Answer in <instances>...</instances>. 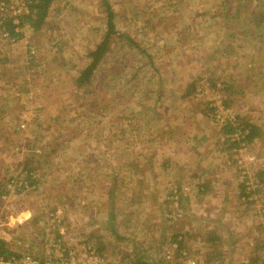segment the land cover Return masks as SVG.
I'll return each mask as SVG.
<instances>
[{
	"label": "rangeland",
	"instance_id": "obj_1",
	"mask_svg": "<svg viewBox=\"0 0 264 264\" xmlns=\"http://www.w3.org/2000/svg\"><path fill=\"white\" fill-rule=\"evenodd\" d=\"M108 1L114 10L116 29L120 35H113L108 52L98 66L92 82L87 85L79 86L76 78L90 63L89 54L105 37L107 16L102 0H54L41 27L34 29L31 23H25L21 30L22 40L17 45L2 43L0 236L5 239L6 234L9 237L5 240L6 245L17 253H39L44 241H62L66 245L68 242L78 241L76 239L79 236L86 235L100 253L104 250V252L108 251L106 257L110 264H113L110 259V247L113 251L118 250L125 255L140 253L139 248L138 251L135 250L134 239L137 240L136 243H142L143 249L146 245L150 247L149 244L145 245L144 238L152 243L159 242L161 245L167 240L168 249H172L173 244H176L179 249H187L193 255V250L176 242L179 237L182 239L181 236L184 234L182 229L188 224L184 195L181 203L183 215L179 219H168L167 211L157 218L152 215L121 216L120 221L128 218L131 224L120 222L121 227L114 229L111 223H108L107 227H101L102 232H96L104 235L106 244L104 241L103 244H95L93 238L97 234L88 235L81 230L78 223L84 221L85 214L89 218L98 219L90 207L99 201L95 198L90 202L85 200L84 191L80 192V195L78 191L72 192L73 195H64L57 189L64 186L62 183L64 177H67L66 182L69 185L72 183L73 186V181L79 184V174L84 176L87 170V167L79 168L77 162L69 163L70 156L77 159L79 153L86 155L88 149H91L93 152H98L95 161L103 159L102 167L110 166V160L105 161L109 156L98 147L106 143V139L100 140L94 146L91 143L93 147H90L89 138L91 140L104 138L106 131L122 133L129 124L132 126L138 118L135 114L143 108L148 111L146 117L149 123L146 128L156 126L151 110H156L158 107L155 100L161 86L173 81L167 75L168 71H173V75L177 76L176 80L192 81L196 78L193 87L195 98H198L195 91L204 80L208 79L214 84H219L216 91L226 99L228 105L229 90L231 85H234V79H230L229 74L236 60L231 57L226 58L223 51L225 47L220 44L229 33H235L228 28L231 23H234L232 28L238 32V29H242V24L245 25L243 20L247 21L250 18L248 13L256 9L264 11V0ZM239 9L244 11L243 15ZM230 16L239 20L228 23L234 20ZM237 23L240 24V28ZM255 35L256 32H253V37L250 34L248 39L253 40ZM258 45L256 47H264L263 37ZM258 50L255 49L254 56L260 66L264 67V54ZM209 57H215L214 61L208 60ZM184 68L188 71L186 76H184ZM242 71L240 69V77L244 76ZM206 95L207 99L217 97V93L213 92ZM248 96L250 102L251 99L257 98L264 101V83L260 89L248 92ZM200 101L206 100L200 98ZM204 105L208 108L206 102ZM233 105L228 106L237 116L240 124L245 127L247 123L240 117L238 107ZM167 112L168 115L169 109ZM258 115L261 117L258 116L257 122L264 123L262 115ZM210 117L217 129H220L221 133L224 132L225 127L215 122L212 114ZM97 130H101L100 135L93 137ZM141 131L142 128L139 132ZM81 135L85 139L79 142ZM221 144L219 151L224 154L225 165L239 171L234 161L232 164L228 163L233 157L230 153L232 145L225 140ZM50 145L56 148L55 152L49 153ZM255 147L263 149L264 140H259ZM260 153L250 146L240 154L248 175L251 179L260 181V185L249 193L244 190L242 183L243 188L240 191L245 194L244 199L249 203L251 211L257 213L264 221V208H262L264 207V171L255 175L253 171L257 162L248 160L249 155H262ZM125 154L119 152L118 158L117 156L113 158L114 162L124 161L122 157ZM93 163L92 161L91 164ZM101 165L99 162V166ZM23 168L37 173V185L28 183V185H20L19 180L28 177L26 172L21 173ZM250 170H253L252 174ZM125 171L123 168L121 175H124ZM71 175H73L72 181H69ZM175 182L177 181L157 188L158 195L160 192L161 195H166L165 199L168 202L164 201L165 206L163 205L166 210L170 209V197ZM135 186V183L131 184L124 178L120 179L116 192L117 195L122 196L119 201V211H128L127 201L123 197L135 196L133 188ZM86 188L91 192L93 188L95 191L92 195H98L97 189L100 186L89 183ZM107 206L103 211H108ZM27 210L32 212V216L24 212ZM50 213L56 214V218L63 225L49 224ZM98 217L110 220L108 215H98ZM200 217L204 220L208 219L203 214ZM203 224L205 223L200 222L197 225L203 226ZM152 225H157L159 229L152 228ZM196 234L192 232L191 237H187V242L196 243L203 238ZM144 235H148L149 238ZM205 236L212 247L218 245L216 240H213L214 235L206 232ZM70 238L73 240H69ZM99 238L100 235L96 237ZM215 247L212 257L219 251ZM201 251L202 249L199 248L198 251L195 250L196 255L200 257ZM166 252L168 253V250ZM123 257L119 258V264ZM178 259L176 253L175 260ZM164 264H167V260ZM208 264L216 263L208 262Z\"/></svg>",
	"mask_w": 264,
	"mask_h": 264
},
{
	"label": "crops",
	"instance_id": "obj_2",
	"mask_svg": "<svg viewBox=\"0 0 264 264\" xmlns=\"http://www.w3.org/2000/svg\"><path fill=\"white\" fill-rule=\"evenodd\" d=\"M229 6H231V3ZM239 11L242 12V15L244 11L247 12L245 8L244 11L240 9ZM248 14L250 18L247 21L243 20L245 25L242 24V29L240 24L237 23L238 28H240L238 32L232 28L234 23L230 24L228 27L230 31L237 33H229L220 45L223 44L225 47L223 51L227 56L226 58L231 57L236 60L232 69H230L229 76L230 79H234V85L230 87V96H228L227 103L238 107L240 117L247 124L249 123L248 125H254L258 128V135L250 142V146L260 151V154H264V147L263 149L255 147L259 140H264V126L262 125L264 123L257 122L258 114L262 115L264 121V101L257 98L256 100L251 99L250 102L248 96V92L260 89L264 83V67L260 66L261 64L254 56L256 48L259 49L258 52L264 54V50L261 49L264 47H256L261 43L262 37L264 38V11L256 9ZM233 19L228 23L239 20ZM253 32H256L255 38L249 40L248 37L250 34L252 36ZM235 43L236 48L234 49ZM207 59L214 61L215 57ZM240 69L243 70V77H240ZM184 70V76H186L188 71L185 68ZM167 75L173 81L161 86L160 93L155 100L158 107L156 110H151L156 126L146 128L149 123L148 117H146L148 111L143 108L142 111L135 114L138 118L135 119L132 126L129 124L127 129L122 130V133L120 131L116 133L106 131L104 138L94 140L89 138L90 147L98 144L100 140L106 139V143L98 147H101L104 153L109 156V159H105V161L110 160V166L102 167L101 161H104L103 159L95 161V155L98 152H93L91 149H88L86 155L79 153L77 159L70 156L69 163L77 162L79 168L87 167V170L84 176L79 174V184L73 181V186L72 183L69 185L66 182L67 177H64L62 182L64 186L59 187L57 191L64 195H73L72 192L76 191L80 195V192L84 191L86 195H83V198L85 200L90 202L95 198L99 201L96 205L90 207L98 219L89 218L85 214L84 221L78 223L81 230L89 235L99 232L103 229L101 227H107L108 223H111L114 229L115 227H121L120 222L131 224V220L128 218L120 221L119 217L121 216L152 215L154 218L163 216L166 211L164 209L166 195H161V192L158 195L157 188H160L163 184L177 181L179 184L188 185L189 192L184 195V208L188 224L182 229L184 233L181 236L182 239L179 237L176 242L191 251L193 250L192 253L198 264H208V262L244 264L245 261L247 262L245 264H262V261L259 262V258H254L264 253V224L262 218L251 211L249 203L244 199L245 194L240 191L243 187L239 178V171L233 167H227L224 163V154L219 151L224 137L220 129L215 126L212 117H210L211 114L204 105L205 101H200L193 94V87L197 79L195 78L192 81L187 79H182L183 81L176 80L177 76L173 75V71H168ZM168 109L169 114L167 115ZM128 120L131 121V119ZM100 132L101 130H97L92 136L100 135ZM82 139H85L83 135L80 136L79 142ZM91 143H93V146ZM50 146L49 153L55 152L56 148L53 145ZM119 152L126 153L122 157L124 164L114 162L113 158L116 156L118 158ZM114 153L115 155H113ZM92 161L93 164H91ZM99 162L101 166H99ZM259 164L254 165V171L252 170L256 173L255 175H259L264 171V166ZM123 168L126 171L124 175H121ZM72 177L73 175H71L69 181H72ZM121 178L136 185L133 187L136 193L135 196L124 195L123 197L127 201V212L119 211V201L122 196L117 195L116 192ZM89 183L99 184L98 195H92V192L95 191L93 188L92 192L86 188ZM106 206L108 211H103ZM138 209L141 211L137 212ZM24 212L32 216L30 210ZM201 214L207 216L208 219H202ZM98 215H108L110 220H106L105 217H98ZM200 222L205 224L198 226L197 224ZM151 227L156 228V230L159 229L157 225ZM113 228L112 230H114ZM192 232L203 236V238L196 241V243L193 241L188 243L187 237H191ZM206 232L214 235L213 240L215 239L218 245L212 247V244L208 243L205 236ZM98 235H100V238L96 239ZM144 236L148 237V235ZM0 237L2 238V236ZM116 237H118V234ZM4 238L2 239L5 241L9 237L5 234ZM145 240V245L149 244L150 247L146 245L143 249L142 243H136L137 240L134 239L137 247H135V250L138 251L139 248L140 252L137 253V258L148 263H166V251L170 250L167 245L168 241H164L162 244L164 246H162L159 242L152 243L147 238H144ZM178 240L180 241L178 242ZM93 241L96 242L95 244H103V241L106 244L103 234L94 235ZM214 247L219 251L216 256L212 257ZM198 248L202 249L199 252L201 258L195 253ZM104 251H101V254L107 256L106 252L108 251ZM109 253L113 264H119L120 257L124 256L120 259L121 264H126L128 261H134L136 256V254L125 255L118 250L113 251L111 247ZM129 256L130 258L125 260ZM174 256L176 257V253ZM124 261L125 263H123Z\"/></svg>",
	"mask_w": 264,
	"mask_h": 264
},
{
	"label": "built area",
	"instance_id": "obj_3",
	"mask_svg": "<svg viewBox=\"0 0 264 264\" xmlns=\"http://www.w3.org/2000/svg\"><path fill=\"white\" fill-rule=\"evenodd\" d=\"M37 2L38 0H0V52H2V43L15 46L22 40L21 30L24 27V21ZM9 25L13 27V30L9 28ZM12 31H14L15 34ZM218 88L219 84H214L206 79L201 86L197 87L195 94L199 99L206 100L208 111L213 115L215 122L223 127H230V132H222L224 140L232 145L230 153L233 157L228 163L232 164L234 161V164L238 167L244 190L249 193V191L260 185V181L251 179L245 168L243 158L240 157V154L250 147V143L246 140L248 131L244 129V125L240 124L237 116L226 104V99H223L224 97L222 98L221 94L216 91ZM209 92L217 93V97L207 99L206 94ZM248 160L260 163L259 165L264 166V154H251L248 156ZM22 172H26L28 177L27 179H20V185H37V182H35L37 180L36 172L28 171V169H22L21 173ZM30 179L32 181H30ZM172 192L170 197V209L166 210V217L168 219L177 220L183 215L181 203L183 195L189 192V186L184 184L180 185L175 182ZM50 214L49 224L54 223L58 226L63 225V223L56 218V214ZM69 240H73V238ZM76 240L78 241H67L68 243H66V245H64L62 241H44L43 248L39 253L16 252V255H12L8 258H3L0 255V264H110L108 258L102 255L98 248L91 243L86 236L81 235ZM1 241L2 238L0 237V242ZM175 253H178V260H175ZM166 258L168 260L167 264H198L195 257H193L187 249H179L176 244H173ZM244 263L247 262L245 261Z\"/></svg>",
	"mask_w": 264,
	"mask_h": 264
},
{
	"label": "trees",
	"instance_id": "obj_4",
	"mask_svg": "<svg viewBox=\"0 0 264 264\" xmlns=\"http://www.w3.org/2000/svg\"><path fill=\"white\" fill-rule=\"evenodd\" d=\"M53 2L54 0H38V2L31 9V13L25 19L24 25L25 23H31L34 29H38L39 27H41L49 14V10ZM102 3L106 9V16H107V27H106L105 37L99 44L96 45V48L89 54V57L91 58L90 63H88V65L82 69L80 75L76 78L79 86L87 85L88 83L92 82L93 76L97 71L98 66L101 64L102 59L108 52L109 43L113 35L116 36L120 35V32L116 29L115 13L111 4L109 3L108 0H102ZM9 28L13 30L12 29L13 27L11 25H9ZM248 124L245 125L244 129L248 131V134L246 135V140L247 142L250 143L258 135V128L255 127L254 125H248ZM224 132H230V128L225 127ZM23 170H27V168H23ZM35 182H37L38 184V179ZM179 241L180 240H178V242ZM0 255L3 258H8L12 255H16V252L10 250L9 247L6 245V242L2 240L0 242ZM129 258L130 256L127 257L126 260ZM254 258H259V262L262 261V264H264V253H261V256L258 255L255 256ZM126 264H154V263H150V262L148 263L144 260H141L137 258V254H136L134 261H128L126 262Z\"/></svg>",
	"mask_w": 264,
	"mask_h": 264
}]
</instances>
